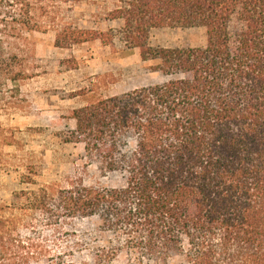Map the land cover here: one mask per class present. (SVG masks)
I'll list each match as a JSON object with an SVG mask.
<instances>
[{"label": "trees", "instance_id": "obj_1", "mask_svg": "<svg viewBox=\"0 0 264 264\" xmlns=\"http://www.w3.org/2000/svg\"><path fill=\"white\" fill-rule=\"evenodd\" d=\"M111 20L124 22L125 46L170 79L72 112V141L124 185L43 189L32 205L52 226L97 219L113 239L79 260L33 259L264 264V0H126ZM233 20L241 25L235 34ZM194 27L207 30L206 48L150 44L153 30ZM67 36L56 46L116 39L112 30Z\"/></svg>", "mask_w": 264, "mask_h": 264}, {"label": "rangeland", "instance_id": "obj_2", "mask_svg": "<svg viewBox=\"0 0 264 264\" xmlns=\"http://www.w3.org/2000/svg\"><path fill=\"white\" fill-rule=\"evenodd\" d=\"M126 0H0V264H45L36 254L79 260L113 237L100 221L62 220L33 208V194L81 183L119 188L121 176L100 172L82 143L73 142L72 112L133 90L164 84L158 63H144L119 36L124 22L112 14ZM241 25L233 20L230 30ZM114 31L101 41L56 46L69 31ZM153 48L204 49L203 27L153 30ZM73 140V141H72ZM52 206V201H48ZM80 246V247H79ZM72 254L73 257H69ZM121 254L113 264H126Z\"/></svg>", "mask_w": 264, "mask_h": 264}]
</instances>
